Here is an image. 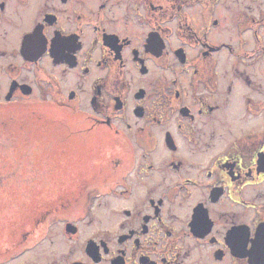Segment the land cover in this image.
I'll list each match as a JSON object with an SVG mask.
<instances>
[{
    "label": "flooded vegetation",
    "instance_id": "af4514ba",
    "mask_svg": "<svg viewBox=\"0 0 264 264\" xmlns=\"http://www.w3.org/2000/svg\"><path fill=\"white\" fill-rule=\"evenodd\" d=\"M37 102L125 159L0 264H264V0H0V189H81L3 131Z\"/></svg>",
    "mask_w": 264,
    "mask_h": 264
},
{
    "label": "rangeland",
    "instance_id": "374dc122",
    "mask_svg": "<svg viewBox=\"0 0 264 264\" xmlns=\"http://www.w3.org/2000/svg\"><path fill=\"white\" fill-rule=\"evenodd\" d=\"M6 120L9 122L1 126L12 137L15 151L19 150L18 145L37 143L38 149L43 151L35 159L37 167L46 169L57 163L56 171L72 176L69 182L85 181L88 185L81 189L71 186L63 190H49L39 188L42 184L30 189L25 185V188H18L13 180L5 183L0 189L1 205L6 208L5 213L0 215V244L5 248V258L29 245L30 237L42 239L45 230H42V224L45 227L48 223L44 221L48 209L55 207L51 197L63 199L74 210L73 213H80L89 194L103 189L98 183L108 182L112 170L122 164L121 159H125V145L118 143L117 137L104 127L91 133L87 141H82L83 138L77 134L69 137L70 131L83 127L85 122L81 116L55 106L29 103L19 110L13 120ZM46 149L52 150V153L47 154ZM4 158L14 161L8 153ZM118 159L120 162L115 164ZM49 160L53 163L50 164ZM5 175L12 176V173L6 172ZM14 202L23 204V208L11 209ZM59 203H62L61 200ZM53 234V239L57 240L56 229Z\"/></svg>",
    "mask_w": 264,
    "mask_h": 264
},
{
    "label": "trees",
    "instance_id": "16d2710c",
    "mask_svg": "<svg viewBox=\"0 0 264 264\" xmlns=\"http://www.w3.org/2000/svg\"><path fill=\"white\" fill-rule=\"evenodd\" d=\"M10 149V147L9 148H7V150H9Z\"/></svg>",
    "mask_w": 264,
    "mask_h": 264
}]
</instances>
